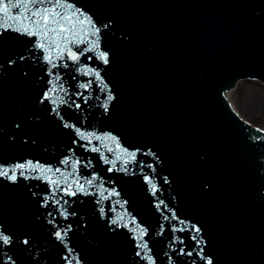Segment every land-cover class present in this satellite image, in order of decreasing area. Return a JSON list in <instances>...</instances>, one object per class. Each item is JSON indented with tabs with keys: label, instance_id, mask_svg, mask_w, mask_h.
I'll use <instances>...</instances> for the list:
<instances>
[{
	"label": "water",
	"instance_id": "water-1",
	"mask_svg": "<svg viewBox=\"0 0 264 264\" xmlns=\"http://www.w3.org/2000/svg\"><path fill=\"white\" fill-rule=\"evenodd\" d=\"M70 2L98 27L111 22L102 29L110 64L88 60L92 53L81 56L79 66L66 58L57 63L67 67L52 69L60 75L57 81L29 38L6 32L0 38V164L31 160L68 175L78 160L81 182L97 177L89 188L94 195L68 197L57 190L50 198L55 189L43 180L0 178V230L13 240L0 246V264H148L136 255L137 225L148 230L144 239L156 264H169L165 253L175 264H205L194 249H203L213 264H264V131L240 119L226 98L241 80L264 83V0ZM87 67L101 72L107 89L83 74ZM88 80L92 87L79 88ZM61 83L80 105H60L65 121L86 135H115L129 150H151L159 162L139 153L137 160L155 173L136 163L121 171L122 160L109 171L105 157L115 160L119 152L109 141L93 139L82 147L87 142L63 127L52 111L56 106L40 103L54 85L63 96ZM109 90L114 99L105 112ZM75 93L90 99L85 103ZM93 146L99 151H90ZM145 174L155 178V197ZM101 186L106 195H119L98 204ZM45 200L48 206L42 207ZM161 200L185 222L178 228L190 222L201 229L199 245L191 239L194 233L174 231L170 225L177 222L163 219L170 213L164 204L157 209ZM118 217L125 226L111 223ZM69 225L61 242L54 233ZM181 248L193 254L172 251Z\"/></svg>",
	"mask_w": 264,
	"mask_h": 264
},
{
	"label": "snow or ice",
	"instance_id": "snow-or-ice-1",
	"mask_svg": "<svg viewBox=\"0 0 264 264\" xmlns=\"http://www.w3.org/2000/svg\"><path fill=\"white\" fill-rule=\"evenodd\" d=\"M13 10H15V14H13ZM0 14H2V16H0V38H2L6 32L29 38L32 48L38 49L41 53V59L43 62L51 66L48 69V74L55 75L57 81L60 80V75L59 73L54 74L52 69L61 66L67 67V63H64L63 65L57 63L66 58L79 66L81 56H84L86 53H92V55L87 56L88 60L97 59L104 65L110 64L109 53L102 50V29H107L111 22L98 27L94 18L73 5L70 0H0ZM85 26H87V28ZM80 45H85V47H80ZM74 47L77 49L76 51L73 50ZM19 59H24V57L20 56ZM14 63V60L9 61V64ZM83 74L94 77L95 81H99V86L102 89L108 88V85L104 82V78L101 76L99 70L87 67L83 69ZM93 82V80H88L84 83H80L79 88L86 91L88 88L92 87ZM58 87L59 92L64 93L63 96L56 94L58 89L57 86L54 85L50 90L45 91L40 99V103L43 104L45 102H50L52 105L56 106L52 111L55 112L57 117L61 120L63 127L73 129L80 139L87 142V145H81L82 147L91 145L93 139L101 142L109 141L112 144H115L119 149V152L116 154V159L109 160L105 157V163L112 165L109 171L117 170L116 162L122 160L123 167L119 169L121 171L127 172V165L129 163H136L141 167V170H143V167H149L151 171L155 173L156 169L152 165H146L144 161L137 160L139 153L144 156H152L157 162H159V157H157L151 150H148V152H141L139 148L129 150L121 146L120 140L115 135H86L75 125L65 121L59 111L60 105L66 104L69 107L74 106L76 108H79L80 105L75 100L71 99L62 83L59 84ZM74 95L84 100L85 103L90 99V94L86 96L83 93H75ZM65 96H68V99H65ZM113 99L114 96L109 90L105 102L102 105L105 112L109 111V104ZM17 127H19V125H17ZM73 143H76V141H73ZM104 147L107 148L108 146L104 145ZM89 150L93 152L99 151V149L94 146ZM108 151L111 152L113 149L108 148ZM62 163L68 165L69 160L65 158ZM79 163L80 161L78 160L71 163L70 167L73 171L68 175H64L59 168L53 169L52 167L44 166L39 162H33L31 160L17 162L13 166L0 164V178H6L13 183L17 182L18 175L24 179L43 180L55 189L51 191L50 198L55 197L57 190L63 192V195L68 197H76L77 195H94L93 192L89 191V188L96 186L95 182L97 177L93 175L91 178H86L81 182V178L77 173ZM32 173H36V175H32ZM57 173H59V177L53 179L52 177L56 176ZM143 179L144 182L150 186L151 194L155 197L159 189L154 182V176L145 174ZM164 180L165 182H168L167 177H164ZM61 181H63V187H61ZM105 191L106 190H104L102 186L99 187L98 204L103 200H107L110 196L119 195V193L115 191L108 192L106 195ZM60 199H63V197ZM56 202L59 204L60 200H57ZM63 203L68 204L69 201L64 200ZM161 204H164L162 200L155 205L157 209L160 208ZM41 206L47 207L48 201H43ZM164 208L170 213V215H164L163 219L166 221L175 220L177 222L176 224L170 225L174 231H190L191 233H194V235L191 236L192 240L196 241L198 245L202 242V237L198 235L201 232V229L197 225L189 222L188 227L178 228L177 224L183 225L185 222L180 219L174 209H171L166 204H164ZM99 211L102 215L104 214V208L102 206L99 208ZM48 215L51 216L52 213H49ZM61 215L64 216V219H68L69 213L63 208V206H61ZM71 215H75V213H71ZM121 219L123 218L118 217L116 220H112L111 223L123 227L125 225H120L118 223ZM131 222L133 224L136 223L135 219ZM48 223L52 224L53 221L49 220ZM163 227L164 226L161 225L162 229ZM69 231H71L70 225L66 230H57L54 235L58 240L63 242ZM135 231L137 232V235L134 239L137 240L136 246L139 249L136 252L137 257L146 259L148 264H156L151 255V249L149 248L147 241L144 239L145 236L148 235V230L137 225ZM174 242L184 243L179 237H174ZM11 243H13L11 236L0 230V246L10 245ZM22 243L27 245L29 241L24 239ZM169 247L171 248V244ZM172 251L176 252L178 255L191 256L193 254L192 252L185 251L184 248L179 250L172 249ZM194 251H197V254L205 260V264H213L211 259L204 256L203 249H194ZM165 255L168 256L169 264H175V261L169 253H165Z\"/></svg>",
	"mask_w": 264,
	"mask_h": 264
},
{
	"label": "bare ground",
	"instance_id": "bare-ground-1",
	"mask_svg": "<svg viewBox=\"0 0 264 264\" xmlns=\"http://www.w3.org/2000/svg\"><path fill=\"white\" fill-rule=\"evenodd\" d=\"M233 88L226 93L228 101L235 100L236 105L243 114L261 116V121L264 122V111L260 112V107H258V105L264 103V91L254 89L246 92L245 90V93H243L244 98H242V89L238 88V84L235 90Z\"/></svg>",
	"mask_w": 264,
	"mask_h": 264
},
{
	"label": "rangeland",
	"instance_id": "rangeland-1",
	"mask_svg": "<svg viewBox=\"0 0 264 264\" xmlns=\"http://www.w3.org/2000/svg\"><path fill=\"white\" fill-rule=\"evenodd\" d=\"M237 84H238V88L242 89V91H241L242 92V94H241L242 98H244L243 93H245V90H246V92L252 91L254 89H259V90L264 91V83L256 81V80H241V81L236 83V85L233 88L234 90H235V88H237ZM228 102L231 104L234 112L238 115V117L240 119H242L246 123L264 131V122L261 121V118H262L261 116L243 114L239 110L238 106L236 105L235 100L231 99V101H228ZM258 107H260V110H259L260 112L264 111V103L261 105H258ZM263 162H264V159H263Z\"/></svg>",
	"mask_w": 264,
	"mask_h": 264
}]
</instances>
